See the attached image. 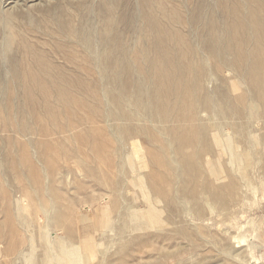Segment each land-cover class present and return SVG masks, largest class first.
Masks as SVG:
<instances>
[{"label":"rangeland","instance_id":"374dc122","mask_svg":"<svg viewBox=\"0 0 264 264\" xmlns=\"http://www.w3.org/2000/svg\"><path fill=\"white\" fill-rule=\"evenodd\" d=\"M122 1L0 0V264H264V0Z\"/></svg>","mask_w":264,"mask_h":264},{"label":"bare ground","instance_id":"6f19581e","mask_svg":"<svg viewBox=\"0 0 264 264\" xmlns=\"http://www.w3.org/2000/svg\"><path fill=\"white\" fill-rule=\"evenodd\" d=\"M122 1V0H121ZM157 1V0H156ZM220 1V4H221V8H222V10H221V13L219 14V15H216L217 13H215V15L214 14H212V15H214L215 16V18L217 17V18H219L220 19V17H221V20L222 21H226V20H228V21H234L235 22V24H236V29H237V32L239 31H243V28H244V24L242 25V23H243V21H242V19L243 18H245V16H244V14H246L245 12V9H246V5H245V2L246 1H248V0H219ZM123 2V1H122ZM148 2H150V1H148ZM161 2H162V0H161ZM161 2H159V3H161ZM106 3V2H105ZM152 3V2H151ZM155 3V2H154ZM153 3V4H154ZM157 3V2H156ZM164 3V2H163ZM102 4V3H101ZM100 4V5H101ZM109 4V3H108ZM111 4L113 5V3L111 2ZM116 4V3H115ZM110 5V4H109ZM120 5V4H119ZM151 5V4H150ZM155 6H156V4H154ZM160 5V4H159ZM187 5V4H186ZM205 5H206V3H205ZM233 5V6H232ZM103 7H104V5H102ZM164 6L165 5H163V8H164ZM208 6V5H207ZM88 7V6H87ZM86 7V8H87ZM153 7V6H152ZM204 7H206V6H204ZM155 8V7H154ZM171 8V7H170ZM106 9V6L104 7V10ZM206 9V8H205ZM209 9H210V7H209ZM102 10V9H101ZM157 10L159 11V9L157 8ZM162 10V9H161ZM203 10V6L202 5H198V7H196L195 9H194V13L196 14V20L194 21V23H196V24H198V26L200 27L201 26V19H200V15H201V11ZM208 10V9H207ZM61 11V10H60ZM163 11H165V12H167L166 10H164L163 9ZM175 11V10H174ZM212 11V10H211ZM103 12V11H102ZM107 12H108V9H107ZM157 12V11H156ZM160 13L162 12V11H159ZM170 12V11H169ZM171 12H173V11H171ZM214 12V11H213ZM163 13V12H162ZM252 13H253V16H255V15H258L259 14V8L257 9V10H255V12L254 11H252ZM255 13V14H254ZM103 14V13H102ZM164 14H167V16L169 15L168 13H164ZM134 15H135V13H134ZM139 15H141V14H139ZM137 16V19H138V17H140V16ZM148 15V14H147ZM155 15V14H154ZM153 15V16H154ZM159 15V14H158ZM174 16H175V14H173ZM204 15V14H203ZM211 15V14H210ZM150 16V15H149ZM160 16H163V15H160ZM159 16V17H160ZM165 17V18H168V17ZM170 16V15H169ZM176 16H177V14H176ZM156 17V16H155ZM30 18V17H29ZM153 18V17H152ZM162 19H163V17H161ZM177 17H175V19H176ZM179 18V17H178ZM177 18V20H180V18L178 19ZM251 18V17H250ZM256 17H254V19H255ZM144 19V18H143ZM157 19H159L158 17H157ZM162 19H159V20H162ZM171 19H174V18H171ZM174 19V20H175ZM203 19V18H202ZM210 19V18H209ZM246 19V18H245ZM28 20V19H27ZM146 20V19H145ZM164 20V19H163ZM166 20V19H165ZM164 20V21H165ZM173 20V21H174ZM215 20V19H214ZM255 20H257V21H255V23L254 24H257V25H254L253 24V26H254V28H255V30H256V32H264V22H262L261 20H259V19H255ZM143 20H141L140 22H142ZM147 21V20H146ZM158 21V20H157ZM168 21H171V20H168ZM168 21H166L167 22V24H169V22ZM208 21V20H207ZM246 21V20H245ZM261 21V22H260ZM161 22V21H160ZM174 22H176V23H174ZM174 22H171L172 24L174 23V25L175 24H177V21H174ZM251 22H254V21H251ZM143 23V22H142ZM170 23V24H171ZM179 23V22H178ZM187 23V22H186ZM200 23V24H199ZM213 23H215V22H213ZM247 23H249V22H247ZM144 24V23H143ZM164 24H166L165 22H164ZM164 24H159V25H161V26H163ZM180 25L181 24H183V23H179ZM178 24V25H179ZM188 24V23H187ZM186 24V25H187ZM204 24V23H203ZM173 25V26H174ZM192 25V24H191ZM187 26H189V25H187ZM187 26L185 27V26H182L181 28H184V30L187 28ZM246 26V25H245ZM147 28H149V29H151L152 31H153V29H154V27L152 28V26H150V25H148V26H146ZM164 27H166L165 25H164ZM207 27V26H206ZM163 28V27H162ZM171 28H173L172 26H171ZM175 28H177L176 26H175ZM214 28L215 29H217L218 28V26L216 25V26H214ZM143 29L144 28H142V31H143ZM146 29V28H145ZM155 29H156V31H158V29H159V27L158 26H156L155 27ZM165 29V28H164ZM163 29V30H164ZM168 29V28H167ZM188 29V28H187ZM190 29V28H189ZM188 29V30H189ZM205 29V28H204ZM208 29V28H207ZM245 29V28H244ZM248 29V28H247ZM251 30H252V26H251V28H250ZM173 30V29H172ZM191 30V29H190ZM222 30V29H221ZM231 30H232V28H231ZM112 31V30H111ZM145 31V30H144ZM167 31H169V30H167ZM167 31H166V33H167ZM113 32V31H112ZM148 32H149V30H148ZM160 32V31H159ZM191 32V31H190ZM200 32V31H199ZM222 32V31H221ZM236 32V31H235ZM238 32V33H239ZM130 33V32H129ZM143 33V32H142ZM150 33V32H149ZM152 33V32H151ZM155 33V32H154ZM161 33V32H160ZM159 33V34H160ZM202 33V32H201ZM204 33V32H203ZM206 33V32H205ZM237 33V34H238ZM144 34H145V32H144ZM165 34V33H164ZM170 34H171V32H170ZM224 34H226V33H224ZM247 34H249L250 36H252L251 35V32L250 33H247ZM245 34L243 33V35L242 36H244ZM262 35V34H261ZM241 36V34H239V37ZM149 37H151V36H149ZM237 37V36H236ZM236 37H234V38H236ZM161 38H162V35H161ZM160 38V39H161ZM167 38H169V37H167ZM166 38V39H167ZM245 38V37H244ZM158 39V38H157ZM254 39V38H253ZM156 40V39H155ZM159 40V39H158ZM158 40H156L155 42H154V44H155V47L157 46V47H160V46H162V45H160V44H158L157 43V41ZM162 40V39H161ZM168 40V39H167ZM213 41H214V39H213ZM233 42V41H232ZM238 42V41H237ZM248 42V41H247ZM263 42V41H262ZM153 43V42H152ZM152 43H151V45H152ZM157 43V44H156ZM162 43V42H161ZM211 43V42H210ZM209 43V44H210ZM243 43V42H242ZM168 44V43H167ZM185 44V43H184ZM216 44V43H215ZM244 44V43H243ZM242 44V45H243ZM260 44V43H259ZM179 45V44H178ZM181 45H182V42H181ZM180 45V46H181ZM188 45V44H187ZM187 45H185V46H187ZM197 45V44H196ZM226 45V44H225ZM170 46V45H169ZM179 46V47H180ZM182 46H184V45H182ZM258 46H260V45H258ZM264 46V45H263ZM154 47V46H153ZM167 47V46H166ZM222 47H223V45H222ZM229 47H231V46H229ZM256 47V46H255ZM161 48V47H160ZM172 48H173V46H172ZM171 48V49H172ZM189 48V47H188ZM212 48H213V46H212ZM257 48V47H256ZM262 48V47H261ZM123 49V48H122ZM125 49V48H124ZM237 49H239V48H237ZM242 49H244V48H242ZM163 50H165V47L163 48ZM174 50V49H173ZM188 50V49H187ZM2 51V50H1ZM186 51V50H185ZM190 51V50H189ZM3 52V51H2ZM8 52H10V50L8 51ZM124 52V51H123ZM165 52V51H164ZM6 53V52H5ZM11 53V52H10ZM9 53V54H10ZM13 53V52H12ZM121 53H122V51H121ZM1 54L2 53H0V58H1ZM4 54V53H3ZM16 54H18V53H16ZM15 54V55H16ZM5 55V54H4ZM20 55H21V53H20ZM246 55V54H245ZM3 56V55H2ZM244 56V55H243ZM247 58H248V56H246ZM20 58V57H19ZM18 57H14V56H11V65H12V67H13V70H15L16 68H18L17 67V63H18V61L16 62L15 61V59L17 60V59H19ZM246 58V59H247ZM20 59H23V64L20 62V63H18V65L20 66L19 68H28V67H30V64H32V66L30 67L31 69H32V67L34 66H36V68L37 67H39L40 66V64H36V63H34L35 61H33L32 59H30L28 56H26V55H24L23 57H21ZM25 59V60H24ZM27 59H29L30 60V62L31 63H29V61H27ZM245 61V60H244ZM3 62V61H2ZM26 62H28V63H26ZM124 61H120V63H123ZM247 63V62H246ZM0 64H1V60H0ZM26 64H28L29 66L28 67H24V66H26ZM118 64V63H117ZM116 64V65H117ZM244 65H245V63H244ZM2 66V65H1ZM18 71V70H17ZM31 71V70H30ZM16 75H19V74H16ZM31 75H33V72L31 73V72H29V75L28 76H31ZM30 80L31 81H33V78H30Z\"/></svg>","mask_w":264,"mask_h":264}]
</instances>
